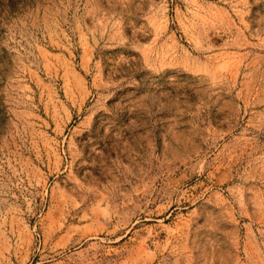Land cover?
Returning <instances> with one entry per match:
<instances>
[{"label":"rangeland","instance_id":"rangeland-1","mask_svg":"<svg viewBox=\"0 0 264 264\" xmlns=\"http://www.w3.org/2000/svg\"><path fill=\"white\" fill-rule=\"evenodd\" d=\"M0 264H264V0H0Z\"/></svg>","mask_w":264,"mask_h":264}]
</instances>
